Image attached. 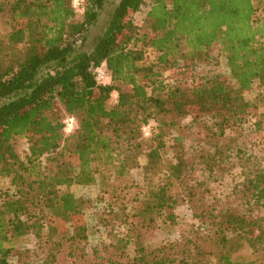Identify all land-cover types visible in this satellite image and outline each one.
Here are the masks:
<instances>
[{"label": "trees", "instance_id": "16d2710c", "mask_svg": "<svg viewBox=\"0 0 264 264\" xmlns=\"http://www.w3.org/2000/svg\"><path fill=\"white\" fill-rule=\"evenodd\" d=\"M110 1L0 0V180L11 185L0 194V264H31L37 249L43 264H264V169L229 137L264 126L246 97L264 84V17L255 6L264 0H151L142 27L132 18L145 0H119L87 45ZM139 45L159 54L157 64H146ZM219 58L231 80L164 77L180 63L216 66ZM70 117L76 128L67 135ZM19 139L29 145L25 160ZM142 157L137 193L125 179ZM237 169L243 180L215 195L212 185ZM97 184L109 197L101 222L112 240L80 252L88 201L69 190ZM182 203L199 221L193 235L149 249L148 234L161 221L175 224Z\"/></svg>", "mask_w": 264, "mask_h": 264}, {"label": "rangeland", "instance_id": "374dc122", "mask_svg": "<svg viewBox=\"0 0 264 264\" xmlns=\"http://www.w3.org/2000/svg\"><path fill=\"white\" fill-rule=\"evenodd\" d=\"M119 0H111L106 8L103 10L102 16L100 18L99 25L92 30L90 37L87 41V45H90L94 40L101 34L103 26L109 20L112 15L113 10ZM151 0H145L141 9L135 13L132 18L134 25L137 27H142L145 23V19L149 9L151 8ZM257 8L256 19H262L264 17V6L255 2ZM81 16V12H78ZM10 9L6 8L3 14V19L8 20L10 18ZM1 32L4 30V26H0ZM138 49H141L145 54V62L147 65L157 64L159 54L153 49L139 45ZM221 74L231 80L230 71L227 66L226 59L219 58L218 64L216 66H206L199 68H189L185 67L180 63L178 66L164 71V77L168 83H193L199 82L206 75H211V73ZM247 99L259 106L260 114L264 119V84L260 82H255L252 86L251 91L247 94ZM117 95H113L110 104L114 105L117 103ZM190 120H186L184 124L189 123ZM152 129V126H151ZM152 132V131H151ZM229 137L236 140L238 144L245 145L246 149L249 150L257 159L261 162L264 169V126L260 129H255L251 125L245 126L243 129H238L233 133H229ZM145 138H149L145 135ZM171 142H168L170 145ZM15 149L18 155L25 160L29 153V145L26 140L19 139L15 143ZM163 160L167 164L173 162L171 151L165 150L163 152ZM146 164V159L142 157L139 160V167L132 169L125 179L129 184H134L137 188L135 191L137 193L141 192V188L144 184L143 182V166ZM241 170L237 169L233 174L224 177L221 181L214 183L212 185V191L215 195L226 196L232 191V189L240 183L243 178L241 176ZM11 190L10 180L8 178H3L0 180V194ZM64 190H66L64 188ZM70 192L74 193L76 197L83 198L88 201V209L86 211V222L88 225V241H83L79 244L80 252H91L96 247L108 244L111 242V230L104 227L101 222L103 212H109L108 196L104 195L100 189L99 184L89 187H72ZM176 220L175 224L160 222V226L151 231L146 238V246L149 249H155L161 245L167 243H177L185 240L187 237L193 235L195 227L198 226L199 221L193 217V213L189 209L186 203H182L180 207L175 210ZM111 227V226H109ZM126 227H116L114 229L115 233L123 235L126 232ZM246 255L250 254V251L245 252ZM45 254L36 250L31 264H43Z\"/></svg>", "mask_w": 264, "mask_h": 264}, {"label": "built area", "instance_id": "2783aa9c", "mask_svg": "<svg viewBox=\"0 0 264 264\" xmlns=\"http://www.w3.org/2000/svg\"><path fill=\"white\" fill-rule=\"evenodd\" d=\"M74 6L75 7L79 6V0H74ZM96 78L99 84H105L109 80V75L104 67L97 69ZM75 128H76L75 119L72 117L68 118L66 121L65 133L67 135H70L74 131ZM144 133L147 137L151 136V125L150 124L144 128Z\"/></svg>", "mask_w": 264, "mask_h": 264}]
</instances>
